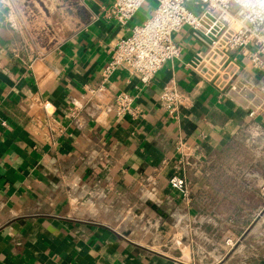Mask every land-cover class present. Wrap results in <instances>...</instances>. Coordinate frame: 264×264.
Masks as SVG:
<instances>
[{"label":"crops","instance_id":"1","mask_svg":"<svg viewBox=\"0 0 264 264\" xmlns=\"http://www.w3.org/2000/svg\"><path fill=\"white\" fill-rule=\"evenodd\" d=\"M111 2L0 0V264H264V239L246 236V250L217 263L216 250L195 252L185 234L205 227L217 241L215 227L254 220L262 73L244 61L246 87L231 96L198 82L188 62L204 45L185 27L174 35L181 55L149 85L125 68L110 77V90L131 94L140 116L100 108L86 88L100 82L108 50L154 8L148 0L121 24L107 16ZM170 81L191 96L175 117L158 102ZM178 143L192 166L179 164ZM173 175L186 179L191 202L171 187Z\"/></svg>","mask_w":264,"mask_h":264},{"label":"built area","instance_id":"2","mask_svg":"<svg viewBox=\"0 0 264 264\" xmlns=\"http://www.w3.org/2000/svg\"><path fill=\"white\" fill-rule=\"evenodd\" d=\"M146 1L112 0L107 16L127 24ZM153 1L151 15L133 26L128 35L119 38L108 50L100 82L86 88V95L100 108L112 109L120 117L140 116L142 109L135 105L131 94L110 90V77L117 69L125 68L144 85H149L164 64L181 55L182 48L174 35L185 27L204 45L188 62L198 82L231 96L232 91L246 87V82L241 80L244 61L257 68L264 78V0ZM8 19L14 29L21 31L14 17L9 15ZM25 44L29 58L33 59L36 49L31 44ZM13 53L15 57L20 56L18 49H14ZM158 102L170 116L175 117L181 108L191 104V96L170 81L163 86ZM257 109L255 107L250 115L255 114ZM184 145L178 143L176 146L182 154L179 164L192 166L194 163L188 159ZM169 183L190 202V189L184 177L173 175ZM259 192L262 203L253 215L252 224L237 237L228 230L223 237V251L213 255L214 262L222 263L227 257L241 254L247 248L244 242L246 236L253 234L255 243L264 239V180ZM205 238L209 240L208 236Z\"/></svg>","mask_w":264,"mask_h":264},{"label":"rangeland","instance_id":"3","mask_svg":"<svg viewBox=\"0 0 264 264\" xmlns=\"http://www.w3.org/2000/svg\"><path fill=\"white\" fill-rule=\"evenodd\" d=\"M63 10V9H62ZM190 169V167H189ZM188 169V170H189ZM264 180V178H263ZM191 197V195H190ZM191 202V201H190ZM255 212H253V214L251 215V218H253ZM252 227V226H251ZM246 228H233V227H226V226H218L214 228L215 231V235H219L217 241L213 240L212 235L214 233H210L208 228H188L186 234V238L190 241L192 248L195 252H199L201 255H208L209 252L211 251H215L218 253L219 251H223V244H224V235L226 234V232L228 230H230L232 233H234V236H239L243 233V231ZM250 229V228H249ZM238 231H241V233H239ZM196 232V233H195ZM200 234V236H198V234ZM207 233L211 234V237L209 238V240H207L205 238V236H207ZM203 234V236H202ZM210 236V235H209ZM254 237V238H253ZM248 238L253 239V241L255 240V236H253V234L249 235ZM249 242L246 243V245L248 246ZM254 244V243H253ZM247 249V248H246ZM245 249V250H246Z\"/></svg>","mask_w":264,"mask_h":264}]
</instances>
